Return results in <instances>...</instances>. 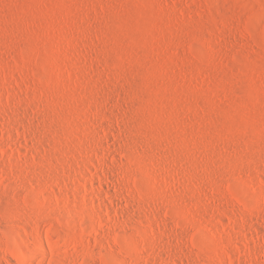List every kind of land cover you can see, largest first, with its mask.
Wrapping results in <instances>:
<instances>
[{"label":"rangeland","instance_id":"obj_1","mask_svg":"<svg viewBox=\"0 0 264 264\" xmlns=\"http://www.w3.org/2000/svg\"><path fill=\"white\" fill-rule=\"evenodd\" d=\"M63 10L64 11L66 10L68 12H63ZM0 38L7 39V41L9 42V45H2V44L0 45V73L2 72L1 73L2 75L0 74V91L2 90L1 92H4L3 94H5L6 92V94L4 95V100L5 98L6 100L4 102H7L9 105L12 106V108L16 107L15 109L16 111L17 108H19V105H21L18 111L19 112H21L20 110L23 111L21 112V114H23L25 119L18 112L19 117H23V119L21 118L22 120H26L27 122H29L27 123L23 121L25 127L22 126L21 129L19 128L20 130L18 129L19 130L18 132H17V128L19 126L17 125L16 122L12 124V127L11 124L10 126L7 125V128H11V130L7 129L4 126V124L3 125L0 124L2 128L5 127L7 129L6 130L4 128L3 130L5 131H3L1 130L0 127V130L6 134V137L4 135L3 136L5 137V139L7 138L8 141V143L7 141H4V144L6 143L5 144L6 147L8 146L6 148L3 145L4 146L3 148L6 149H3L2 146H0V164L2 166V168L1 166L0 168L3 169L4 167V169L6 168L5 170H7V167L9 165L8 170H12L15 168L13 170V173L15 174L16 172L20 174V175L16 174L18 176L15 175V177L17 178L15 177L10 178V176L7 175L3 176V174H1L0 172V191H2L1 194L5 193L4 195H2L1 199L3 200L1 201L5 206L8 205L15 210L16 215L13 217L15 224H19L25 227H29L30 225H32V219L34 217H32V214H30V208L27 205L28 203H30L44 211L45 222H47V224H51L53 228L55 227L57 229L59 228L61 230H65L67 226L66 223L68 224L71 223L72 227L74 225L73 227L74 230H76V232L78 233L81 231L80 228L83 229V227L86 226L84 224V226L81 227L83 225V222L81 223V226L79 223L80 221L78 222L81 214L76 215L75 217L74 216L75 214L68 216V214L65 213L63 210H59L56 213V210L53 207L50 208L49 210L48 207L50 204L47 201H46L47 203L45 202L41 189L40 188L37 189L38 187L34 189L33 187H31L32 186L31 182L27 180L26 176L25 179L23 178L25 175L23 171H25L26 169H30L31 167L32 168L30 170H33V172H35L37 175L40 176V172L38 171L39 169L37 168V165L34 166V163L37 164L36 162L37 159L34 160L31 152H27L23 150L24 149L23 143L20 145V143L18 142H13V140L9 138L10 137L9 133L13 135L16 134L21 135L20 137L21 141L22 139H28L29 137L28 140L30 141L29 133L34 132L35 130V132H37L38 134L42 126L44 128L45 127L47 128L46 129L47 133L49 131L51 133L49 132L48 134H46L45 133L46 131L42 127L43 131L41 130V132L44 133L45 137H43L44 140L39 138L40 140L38 142L41 143L38 144L37 142L36 144L38 146L35 144L37 149H35L34 152L36 153L37 151H41V153L39 152L37 153L39 154V157L45 159L44 161L46 162L45 169H47L46 167H48V170L51 168L49 171H47L48 174L51 171L55 170L53 171V176H56L57 174V178L67 180L70 186H72L71 187L72 190L71 188L69 190V192L71 193L69 194H72L75 192V190L77 191L80 190V188H82L79 186L77 180H76L77 182H75L74 181L75 179L74 178H73L74 180L72 179V176L80 177V179H82L81 172L79 173L74 162L70 161L72 160V157L75 156H76L75 158L79 156L78 157L79 160H81L82 158V156H80V154L78 153L79 145L74 144L73 146L72 145L73 143L70 144L71 141L74 140L73 138H70V135L74 138L77 135H79V129L81 128L82 125L89 130V131L87 130V133H90L93 136V139H90V137L92 138V136H90L89 134V140L87 141V144L89 145L88 149L89 150L90 148L93 149V147L95 149V150L94 149L90 150L91 151L90 153H92L91 155L93 156L92 158H94L93 155L95 154L93 153L94 151L95 152L97 151L95 155L97 154L98 156L104 155L102 158L103 159L105 158L104 160H106L108 164L112 166V168H108V169L106 168L107 169L106 171L109 170L108 173L110 172L109 174H111L112 176L111 179L113 180V182L115 181L114 183L118 184L117 183L118 181L122 183L121 177L123 176L124 172L125 173L128 172V170H126V167H124V162L126 161L124 162L121 161L125 159L127 160V157L125 155L128 156V154L136 155V157L138 156L139 157L138 159L142 160L141 163H143V168L145 166L146 167L148 166V168H146L147 170L148 169L151 170L153 168L154 171H156L154 160H151L153 161L151 162L150 159L148 158L152 157V155H150L151 152L153 153L158 149L154 148L155 147L154 146L153 147L154 150L153 149H149V151L146 150L148 141H146L147 140L146 137H143L145 135H143L142 132L137 133L136 131H132V133L135 132L133 133L134 135H131L132 133L129 134V131L131 132V130L127 126L128 124H126L127 127L124 124L129 123L127 121H130V125L131 124H132L131 126L135 125V127H137L140 131L148 130L156 134L161 133L160 135L162 139L158 140L157 142H159V144L161 143V145L163 144L164 147H166V149L169 148L170 150L176 152L178 151L176 155L174 154V159L176 157V159H178L179 161V164L176 159H175L176 161L174 160L172 162V160H170L172 158L170 157H169L170 159L162 158L163 155H160L158 151L154 152V153H158L157 154L158 158L156 157V154L153 153L155 155V156L153 155L154 159L156 158L163 162V164L161 162V165H165L166 168L170 170L172 169L171 171L172 173L173 170L175 169L173 173L174 175H177L175 173L179 172L181 173L182 176L186 172V166L185 164L180 162V160L182 161L181 158L182 155L188 152L187 155L189 154V156H192L193 159L196 160V163L198 164L199 162L203 163L204 162L203 160H207V159L210 160V164L213 167L212 172H214L215 170L214 173L207 172L205 174L204 170L201 169L199 170V168L198 170H194V171H199V172L203 171L201 175H203L204 177L205 174L206 180L209 181L215 177L214 184L216 189L219 188L218 189L219 191L221 192L226 191V193H228L229 191H233L237 194L239 193V195L245 197L253 204L254 202L257 201V197L259 196L260 191L258 186L253 182V176L260 175L261 178L262 177L264 178V0H0ZM68 58L74 59L78 63V67L80 68V70L77 71L74 70L72 67H70L67 62ZM162 68L163 70H165L164 72ZM3 71L7 73L6 74L7 76L3 74ZM14 75L17 77H15ZM20 76L22 79L20 78ZM3 78L6 79L7 81L9 80L8 83H5L6 81L3 82L4 81ZM37 81L38 82L42 81V84L43 85L45 84V86H51V84L53 83L54 84L60 83V86L62 87L61 88L62 91H60L61 90L60 89L59 93L57 92V94L56 93L54 94L53 90L52 91L50 90L51 89L50 87H49L50 89L49 88L47 89L45 87L46 90H50L47 91L49 94L45 91V89L43 90L44 92L41 90L42 92L40 93V90L38 91L39 88L35 86L37 84ZM80 81L83 83L85 81L84 84L88 82L86 84L88 87L87 90H89V95L90 94L92 95L90 97L93 100L95 99L94 100L96 102L95 108L93 104H92L93 106L91 105L93 108L85 104L84 103L85 101L83 102L81 100L83 99L82 96H80L79 93H77V90L75 91V89H73L74 88L73 86L76 83L77 85H79ZM2 82L5 84H2ZM81 82L80 84L82 85ZM25 83L27 84L25 85ZM6 85L9 89H7ZM30 85L32 86L34 85L35 87L34 86L33 87L36 88V91H34L35 90L34 88H30L29 90L28 87H31ZM8 90H10L11 92ZM8 93H10V95ZM16 93L17 95H14ZM7 94L8 96H6ZM45 94L47 96L51 95L48 96V98L50 99H48ZM11 95H13V99ZM29 95L33 101L31 99H28ZM65 95L66 97H64ZM68 95L69 97H67ZM32 96L37 101L40 100L41 102L38 101L36 103L35 102L36 100L32 98ZM36 96H38L39 99ZM58 96L60 97L61 100H59ZM15 97L17 99V102H15L16 100ZM20 97H22L25 101H23V99L19 100L21 99ZM63 97L65 99L69 98V100H65ZM79 97H81V99ZM57 98H58V102H57ZM71 98L72 100H70ZM27 99L29 101L31 100L30 101L31 103L30 102L28 103ZM53 99L56 100V102ZM45 100L49 101L47 102V105H43L46 102ZM21 101H22L21 104L18 103ZM43 101L44 103H42ZM63 101L65 103L68 102L69 105H72L73 103L74 105H72V107L74 108V111L73 112L71 111L72 109L71 106L70 108L66 106L68 104L61 103L60 105V102ZM79 101L82 102L84 105H81L82 103H80ZM205 101L209 102V105L211 104L210 106L212 107L208 112L207 110L205 111V105H206V103H204ZM32 102H35L38 106H35L36 104L33 103L35 106L34 107L32 105ZM56 103H59V105ZM97 103L99 104V106ZM40 105L41 107H45L43 109H46V107L48 106L49 108H47V110L50 111V113L47 111L45 112H47L48 114L45 113L44 110L40 107ZM75 105L77 107H75ZM191 105H193V107H195L194 109H196L195 111L196 115L194 116L193 114H195V112L194 111L192 112L190 110V108L192 107ZM22 106L23 108L21 109ZM52 106L53 109L51 108ZM59 106L60 107L62 106L65 109H67L66 107H68L70 111L68 109L65 111L64 108L61 107L62 108L61 109ZM82 106H84L85 108L87 107L86 111L83 110L85 109L84 107L81 108ZM167 107L173 110L171 111V109L169 110ZM0 108L2 109L0 110V115L5 113H6L5 115H7L9 111H7L8 108L6 107V105L5 107H0ZM37 108L42 109V110L39 109L41 111L42 116L44 115V113L45 115L47 114L48 116L49 114H51V116H49L51 117V119L48 118L47 115L46 116L44 115L46 119L43 116L44 117V118L42 117L44 120L43 121L41 116H39L41 119V123H40L38 121L39 119H36L38 118L37 115L38 114L40 115V111L37 112L38 110ZM75 108H76V113H78L76 114L78 118H79L78 115H80L79 120L75 118L76 116L74 114ZM34 109L37 110L34 111ZM98 109L100 111H98ZM174 109L176 110L174 111ZM80 110L86 113L87 110L90 111L91 115L93 116H91L89 119H91L92 117L93 118L91 120L86 119L85 113L81 112ZM61 111L65 112L66 115ZM80 112L83 115H81ZM62 113L64 114L63 117L67 118L65 119L68 120L66 121L67 123L64 122L63 117L60 116L63 115ZM197 113L199 114L197 115ZM156 114L157 116H161V117L162 115H164V117L167 118V120L169 119L170 123L168 121H166L165 123V121L163 122L158 118H156L155 120L154 117L156 116ZM150 116H152L154 120ZM5 117H8V115ZM171 117L173 118V120L171 119ZM131 119L133 120V122ZM177 119H179L180 121ZM45 120L49 127H47L45 123H42L45 122ZM62 120L64 123L62 122ZM76 121L78 122L77 123L78 125H75ZM79 122L82 125H80ZM72 123H74V127ZM29 124L32 125V127ZM35 124L37 125V127ZM107 124L108 126H106ZM112 125L113 128H111ZM15 126L17 127L15 128ZM26 127L29 128V131L31 129L32 130L29 132ZM71 127L73 128L71 129ZM85 127H82V129ZM182 127L183 128L185 127L186 131L188 128L192 129V131L188 129V131L192 133L191 135H193L191 139H195L199 137L200 140L198 138L195 141L191 140L187 135L188 132H182L183 131ZM127 128L129 129V131ZM8 130L10 132L7 134ZM65 131L69 135L67 133H64ZM111 131H113V134ZM71 132H73L74 134ZM210 133L215 137L216 134H220L221 135L220 138H216L219 139L220 141L222 140L221 139L222 137L223 139H225L222 140V143L220 142V144L223 145H220L216 141L220 147H224L223 148V151L225 150L224 154H221L222 149L220 150V147L218 148L220 150V151L218 150V153L216 152L217 150H215V153H217L216 156H214L215 153H213L214 152L213 149L215 148L213 149L211 148L212 150L211 149L206 150L205 148H203V145H205V143L206 145L210 144V140H209L210 139L209 136H211ZM223 133H225V135ZM99 134L101 137L99 136ZM24 135H26L27 138L26 137L24 138ZM61 135L62 138L65 137L64 138L65 141L67 140L68 136L70 140L68 139L66 143L65 141H63L64 139L61 138ZM106 135L109 136L107 137ZM117 135L120 137V139ZM126 135L127 137L123 138ZM168 135H170V137L172 135L173 137V138L171 137L172 139L175 138L174 143L176 145H174L173 140L170 139ZM180 135L181 137H179ZM104 136L107 137V139L104 138ZM135 136L137 137V139L135 138ZM164 136L168 137V139ZM183 136L187 138L185 139ZM214 136H211V144L217 145V143L213 142L212 140V137ZM131 137L133 139V142L135 139V142L137 141L140 143L141 140V143L135 144V142L134 143L131 142L132 140ZM138 137H142V138H138ZM94 138L100 139L101 142L97 143L96 142L97 140ZM109 138L114 140H111ZM128 138L130 139V141ZM177 138H179V140L183 138V140L185 141L183 142L180 140L182 142L181 143L179 142V140L177 141ZM238 138L241 140H238ZM246 138L248 141L251 140L253 144L250 141L249 142L252 144L250 146L248 144L249 142L245 143L246 141L244 139ZM115 139L120 141L121 144H123L124 146L121 145L120 142L116 141ZM143 139L144 140L146 139L145 140L146 142H144ZM187 139H189V141ZM242 139L244 140V142ZM102 140H104L105 142H103ZM186 140L187 142H190L188 143L189 145L192 144L191 146L187 144V146H189L190 148L192 147L191 150L188 147L186 148L185 146ZM110 141L113 147L109 145ZM142 141L144 142V144L146 143V145H144ZM201 141L203 142L202 145H201ZM224 141H228V142L226 143ZM155 142L156 141H153V145L156 144ZM106 143L110 147L105 146ZM114 143L115 145H113ZM129 143H132L133 145L132 148L131 145H125ZM179 143L180 144L184 143V145H180ZM65 144L68 147L70 144L71 146V148L69 147L70 153H68L69 148L67 147L68 148L67 149L65 147ZM100 144L104 145L106 149H101ZM141 144H143V146ZM171 144L174 146L170 148V146H172ZM225 144L227 146H225ZM62 145L65 148L61 147ZM94 145H98L99 147L97 146V148L99 150ZM119 145L121 146V148ZM137 145H139V147L141 145L142 147L138 148L137 150L138 147ZM179 145L180 147L183 146L181 147L183 152H181V148L179 147ZM76 147L77 149H73ZM184 147L186 149H183ZM60 148L64 149V151L62 150V152L65 155L60 151ZM108 148L111 150L112 153L114 151L113 154L116 153L115 155L116 157L120 156L121 159L117 157L116 161L113 162L112 160L115 159L112 158V155L109 152ZM123 148L125 149V151ZM143 148L146 149L143 150ZM172 148H174L175 150ZM200 148H202V150L205 149L204 152H201ZM20 150L21 152H19ZM150 150L152 151L150 152ZM65 151H67L66 152L67 154L65 153ZM107 151L109 153H107ZM121 151H123L124 153ZM189 151H191L192 153L191 152L189 153ZM205 151L207 152L205 153ZM5 152L7 153V155ZM43 152L46 154H44ZM143 152L145 155H143ZM180 152L182 154H180V160H179V157L177 155ZM210 152L212 153V155ZM232 152L234 153L233 154L234 157L237 155L236 157L239 158L241 157L242 159L249 161L250 169L249 168L245 169V171L243 170L242 174L241 173L238 174V173L230 172L229 170L222 168V166L218 165L217 156H219V153L221 155H224V156L220 155L219 159L224 157L225 160L227 159L228 161H231L233 156L231 155ZM2 153L4 156H2ZM121 153H123L124 155ZM146 153H148V155H150L151 157L148 156ZM68 154L70 155V158L67 157L69 156ZM207 154H210L209 155L210 159L206 157L208 156ZM8 155L11 156L12 159ZM63 156H65L66 158ZM121 156L123 157L125 156L126 158L124 157L125 158L124 159ZM227 156L231 158H228ZM1 157H5L6 160L5 159L2 160ZM56 157L57 158L61 157V158L58 161ZM212 157L214 158L213 164L211 162L213 161ZM96 158L97 157L95 156V159ZM108 158L109 160H107ZM95 159H93V161L96 163L97 160L95 161ZM162 159H164L165 162ZM9 160L11 161V165L9 164L10 162ZM3 161L5 163H3ZM24 161L26 162L28 161V163ZM81 161L80 163L82 165ZM109 161L113 163L110 162L111 163L110 164ZM117 161L123 163H118ZM60 163H62L61 164L62 167L60 166ZM115 163L118 164V168H114L115 166L117 167V164L115 165ZM65 164L67 165V167L65 166ZM12 165L13 168H11ZM26 166L27 167L31 166V167L27 168ZM90 167L91 169L94 168L91 165ZM139 167H138L139 172L138 171L135 172L137 167L135 168V170L133 169L132 172L129 170L128 174L129 176H131L130 177L131 180L143 184L144 186H147L150 189L151 187L153 189L156 186L157 187L159 186V188L162 187V185L161 186L157 185V183L159 184V181H155L156 178H160L158 177L159 176L158 173L154 172L155 174H153L152 172L153 169H152L149 172L150 175H148L149 170L145 172L144 170L143 171L141 170L143 169L142 166ZM57 168L60 171L63 172L66 171V172L62 173L58 171ZM113 168L115 170H113ZM183 168H185V170ZM113 171L114 172L116 171V175L117 174L119 175L116 176ZM51 173L49 176L52 175ZM69 173L70 175L71 174L72 175L71 176L68 175ZM209 173L213 174V176L212 175L208 176L210 175ZM65 174L66 176H64ZM89 174L91 173L87 171V175H88L87 177L91 179L92 174L91 175ZM156 174L157 176H155ZM5 176H7V178H5ZM21 176L23 177L21 178ZM152 176H154V178ZM179 176L180 174L178 175V177ZM207 176L209 177L208 179ZM69 177L72 180H70ZM132 178H134L135 180ZM161 178L162 180L163 178L165 179V177L163 176H161ZM161 178H160V183L162 181ZM181 178L183 179L179 178V181L182 183L183 188L181 187L182 186L181 183L179 181L176 182L177 180L175 181L174 179H173L174 182L172 179L167 180L168 181L166 182L168 183L167 188H165V186L163 185L162 188L164 189L166 194L168 193L169 195V192L166 190L169 189L168 185H170L173 182V184L170 185L171 186L170 190L173 189L172 193L169 190L170 191L169 196L171 197L169 198V196L167 195L168 196L167 199L172 200V197L182 196V195L177 196V194H181L180 191L182 192V190H185L183 191L182 194L184 196H186L185 194L187 195L191 194L189 195V198L190 199L192 198L191 199L192 202H198V200L196 201L195 199L196 197L195 195L199 196V198L202 196L201 197L202 200H204V202H206L207 204L210 203L209 205L211 206L220 207L223 204V206L225 207L227 206V204H229V207L227 206L228 207L227 210L230 211L233 210L235 211L234 213L237 212L236 213L237 216L238 214H240L239 212L241 206L233 198H232L233 200L229 199L228 202H225L224 200L226 204H224L222 200H221L222 202L220 200L216 201L217 197L214 198L212 196L213 195L212 192L209 189H207V187L193 186L192 181L191 182L189 181L190 179L185 180V174ZM90 179H86V180L89 181ZM111 179L110 181L112 182ZM104 181L109 184V181L108 182L107 180ZM164 181L165 180H163L161 184H163ZM188 181L190 182L191 185V187L189 188H188L189 186ZM52 182H53V184L51 183L52 188L54 190L55 187L58 189L57 185H54L56 184L54 180H52ZM71 182L74 186L71 184ZM175 182L177 184H174ZM149 184L150 186H148ZM23 185H25L26 187L25 186L23 187ZM109 185L112 186L111 183ZM185 186L186 188H184ZM1 187L4 188H2L1 190ZM121 188H123L122 185ZM123 189L124 190L121 191L123 193L126 192V189L125 188ZM51 190L52 189L48 190L49 192L47 191L46 194L47 198L50 199L52 196H54L52 198L53 200H55L56 190L55 191L54 190L51 191ZM177 190L178 191L180 190L179 193ZM175 191L177 193H175ZM50 192L53 193L50 194ZM37 193L40 194L38 195ZM124 194L127 195L126 193ZM173 194L176 195L174 196ZM48 195L51 196L49 197ZM193 195L195 197H193ZM71 197L73 198V195ZM189 198L186 196L187 200ZM199 198L197 197V199ZM230 200L231 203H229ZM146 205L143 204L141 206V209L139 208L141 210L139 211L140 214L142 213V215L145 216L147 215L146 213H151L153 211L154 214L157 216V218H155L157 219L156 221H154L153 219L154 223L157 224L159 222L158 224L166 229V230L165 229L162 230L164 232L165 231L168 233L170 232L172 237L170 236V233L169 234L168 233L166 234V232L164 233L161 230L162 227H158L159 226L158 224L155 225L151 221L152 224L155 225L154 227L156 229L158 227L162 233L166 234V236L168 235L170 238H172V240L174 239L177 242L180 241L181 242V243L179 242V245L181 244L180 246L183 247V245L187 244V246L185 245L184 247L186 248L189 246V248L191 249L190 250L189 248H186L188 250L186 252H188V255H191L193 256V258L194 257L196 258V259L194 258V261L192 262L194 263L195 260L199 258V256L197 255L198 246L197 245L195 246L194 245L195 243H192L190 239L192 229H190V227L188 228L183 226L184 227L183 228L181 226L183 228L182 230L181 227H179V225H177L175 222H172V218H170L169 216L165 217L166 215L161 214V212L159 213L158 216L159 211L156 209L155 206H153L154 209L153 210L151 205H150L151 208L148 207L149 204L147 205V207ZM143 206L144 208H142ZM149 208L152 210L151 212L147 211V209L149 210ZM168 208L172 209L171 205L168 204ZM142 209L143 210L146 209V211H143ZM199 212L200 210L198 211V213ZM160 218H161V223H160ZM258 219L261 218L259 217ZM162 220L163 222L165 221L164 224ZM180 220L181 219H179V221ZM225 220H228L230 223H232V220L230 218L228 219V217L225 218ZM261 220H260L261 223L258 222L259 220L257 222L259 226L263 224V226L262 225L261 226L264 227V222ZM168 222L171 223L172 225L168 224ZM174 223L175 225H173ZM1 224L5 229L8 227L4 221L1 222ZM161 224H163L164 226ZM139 225L141 226L140 231L143 230L144 232L145 230V234L148 233L147 234L148 236L152 235L151 233L155 231V228H153V231H151L149 229L150 228L149 225L146 226L147 224H139ZM142 225L144 226L142 227ZM205 225L203 224L201 225V227L200 226L198 227L199 233L201 234H199L200 235L199 239H197V242L201 243L205 247L217 248V237L219 236V234H222V236H230L228 235L230 232L227 231L228 229L227 227L226 228L222 227L224 229L223 231L222 228H220L221 226L219 227L221 230L218 228L217 229L218 231L217 230L211 231L210 229H208L207 225L206 226ZM247 225L249 228H251L250 231L252 232V234L254 233L253 234L254 236H249L250 238H248V235H246L247 236L246 238V236L242 235L240 239L241 242L238 244V246H240L241 243H243L241 245V246L244 245L243 248L241 247L240 248L243 249V252L245 253H243L242 250L239 249L235 244V242H233L232 240H231L232 242L230 241L228 242L230 244V245L228 244V246L229 248L231 247L230 249H232V247L236 248L235 249L236 252L237 250L239 252L241 251V254L239 255L240 256L242 255L241 256L242 258H244L243 255L248 256L251 253L249 257H247L248 260L245 259L246 256L243 259V260H247L246 262L248 264H252L254 262H255L254 264L256 263L264 264L262 263V261L264 262V240H263L264 235L260 232H259L260 235H258L257 234L258 231L255 229L254 226H252L253 224H247ZM98 228H99L98 231H101V228L100 227ZM120 228L121 227L117 229L120 235H125V234L130 235L133 232L130 228L127 227H123L121 228V231H119ZM124 228L127 229L125 230ZM185 228L186 229L188 228L189 230H186ZM174 231L176 233L178 231V236L180 237V240L178 238H176L177 240L175 239L177 234ZM181 231L186 232V233L184 232L185 240L184 237L182 236L183 243L181 241L182 239L180 234L181 233L184 234V233ZM2 232L3 231H0V236L1 238L4 239L5 236L7 237L6 235L7 233L6 232L2 233ZM187 232L189 234H187ZM214 233H216L218 236ZM90 237H91L90 242H88L85 239L82 240L78 238L79 243L83 244L82 242H86L87 243L86 246L88 245L91 246L90 244L93 242L92 243V247H93L94 241L92 240L93 239L92 236L89 235V238ZM253 237L254 239L256 238L255 239L256 242L254 239H252ZM258 237H262V239ZM170 238L167 240L165 238V240L168 241L170 240ZM172 240H170V242ZM174 240L172 242H174ZM185 241H187V243H185ZM177 242L176 244H178ZM86 243H84V245ZM165 244L162 245V247L172 246L170 244L167 245ZM249 244L256 247L255 248L251 247V245L249 246ZM185 248H182V250H184ZM252 248H254V251ZM113 254L114 252L112 253L113 260H116L117 258L119 259L117 253H115L114 255ZM222 254H224L225 256L224 259L227 258V260L225 259V263L228 262L227 264H229V260L232 259L233 261H231L230 264H240V261L235 260L234 258H230L231 256L229 255L228 257L227 252ZM114 257L117 258L114 259ZM204 257L205 256L201 257V259L202 261L204 259V262H206L207 264H217L216 261L211 259V257L209 256H206L207 258ZM250 257L251 259L253 258L252 260L254 262L250 259ZM255 257L256 260H259L261 262L255 261ZM243 260L241 261V264H245L242 263Z\"/></svg>","mask_w":264,"mask_h":264},{"label":"bare ground","instance_id":"obj_2","mask_svg":"<svg viewBox=\"0 0 264 264\" xmlns=\"http://www.w3.org/2000/svg\"><path fill=\"white\" fill-rule=\"evenodd\" d=\"M63 12H68V11H64L63 10ZM9 45V42L7 41V39H4V38H0V45ZM67 62H68V64H69V66L70 67H72L74 70H80V68L78 67V63L74 60V59H71V58H68L67 59ZM9 69V68H8ZM162 70H163V68H162ZM161 70V71H162ZM11 71V70H10ZM165 70H163V72H164ZM2 73V72H1ZM0 73V74H1ZM3 74L5 75V76H7L6 74V72L5 71H3ZM9 74V73H8ZM12 74V73H11ZM2 75V74H1ZM15 76V75H14ZM3 77V76H2ZM15 77H17V76H15ZM23 77V76H22ZM6 78V77H5ZM14 78V77H13ZM18 78H19V76H18ZM18 78H17V81H18ZM20 78H21V76H20ZM4 79V78H3ZM16 79V78H15ZM22 79V78H21ZM36 80V79H35ZM85 80V79H84ZM6 81V82H5ZM9 81V80H8ZM8 81L6 80V79H4V81L3 82H5V83H8ZM19 81H20V79H19ZM38 81H40V80H38ZM37 81V84L35 85L37 88H39L38 89V91L40 90V93L45 89V87L48 89L49 87L51 88H49L51 91L53 90V92H54V94L56 93L57 94V92L59 93V90L62 88L61 86H60V83H53V84H51V86H45V84L43 85L42 84V81L41 82H38ZM81 81H83V80H81ZM80 81V82H81ZM2 82V84H5V83H3ZM35 82V81H34ZM80 82H79V85H77V83L73 86L74 88L73 89H75V91L77 90V93H79V95L80 96H82V98L83 99H81V97H79L85 104H87V105H89L90 107H92L93 105H94V108H95V104H96V102L90 97V96H92L91 94L89 95V90H87L88 89V87H87V83L86 84H84L85 83V81H84V83L83 82H81L82 83V85L80 84ZM17 84H18V82H17ZM20 84V83H19ZM21 84H22V81H21ZM27 83H25V85H26ZM33 84H35V83H33ZM9 86H10V83H9ZM31 87H28L29 88V90H30V88H34L32 85H30ZM3 87H4V85H3ZM6 87H7V85H6ZM26 87V86H25ZM64 87V86H63ZM7 89H9L8 87H7ZM12 89V88H11ZM35 90L34 91H36V88H34ZM27 90V89H26ZM42 90V91H41ZM50 90H46L45 89V91L47 92V91H50ZM2 91V90H1ZM0 91V107H5V105H6V107L8 108L7 109V111H9L8 113H7V115H8V117H5V116H7V115H5V114H2V115H5V116H2V115H0V124H4V126L7 128V125H9L10 126V124H11V127H12V124L14 123V122H16L17 123V125L19 126L18 128H17V132L22 128V126H24L25 127V125H24V122L23 121H25V122H27L26 120H22L23 119V114H21V112H23L22 110H20L21 112H19L18 111V109L20 108V106L21 105H19V108H17V111L15 110L16 109V107H14V108H12V106L11 105H9L7 102H4L5 100H6V98H5V100H4V95L6 94V92H5V94H3L4 92H1ZM8 91H10V90H8ZM7 91V92H8ZM60 91H62V89L60 90ZM11 92V91H10ZM27 92H29V91H27ZM31 92V91H30ZM32 92H33V89H32ZM44 92V91H43ZM48 93V92H47ZM9 95H10V93H8ZM8 94L6 95V96H8ZM30 94V93H29ZM32 94H34V93H32ZM44 94V93H43ZM42 94V95H43ZM49 94V93H48ZM14 95H17V93L16 94H14ZM46 95V94H45ZM44 96V95H43ZM47 96V95H46ZM48 96H51V95H48ZM48 96H47V98H48ZM60 96V95H59ZM58 96V97H59ZM10 97V96H9ZM9 97H7V98H9ZM11 97H12V99H13V95H11ZM10 97V98H11ZM37 98H38V96H36ZM53 97V96H52ZM51 97V98H52ZM55 97V96H54ZM56 97H57V95H56ZM64 97H66V95L64 96ZM63 97V98H64ZM67 97H69V95L67 96ZM21 99H19V100H22L23 98L22 97H20ZM32 98H34L33 96H32ZM15 99H16V97H15ZM28 99H31V97H30V95H29V97H28ZM27 99V100H28ZM35 99V98H34ZM39 99V98H38ZM40 99H41V97H40ZM43 99V98H42ZM44 99H45V97H44ZM43 99V100H44ZM48 99H50V98H48ZM65 99V98H64ZM63 99V100H64ZM18 100V101H19ZM32 100V99H31ZM30 100V101H31ZM36 100V99H35ZM54 100V99H53ZM59 100H61L60 99V97H59ZM65 100H69V98L68 99H65ZM64 100V101H65ZM70 100H72V98L70 99ZM80 100V101H81ZM14 101V100H13ZM23 101H25L24 99H23ZM29 100H28V103L30 102ZM33 101V100H32ZM38 101H40V100H38ZM37 100L35 101L36 103L38 102ZM46 101V100H45ZM52 101V100H51ZM55 102H56V100H54ZM60 102V105H61V103H64V104H68V102L67 103H65V102ZM79 101V102H80ZM189 101V100H188ZM191 101H192V99H191ZM190 101V102H191ZM9 102V101H8ZM15 102H17V99L15 100ZM35 102H32V105L34 106V104L33 103H35ZM41 102V101H40ZM39 102V103H40ZM47 102H49L48 100L45 102V104H43V105H47ZM55 102H54V104H55ZM57 102H58V98H57ZM18 103H22V101L21 102H18ZM31 103V102H30ZM35 103V104H36ZM42 103H44V101L42 102ZM41 103V104H42ZM71 103H72V101H71ZM70 103V104H71ZM80 103H82V102H80ZM80 103H79V105H80ZM173 103V102H172ZM204 103H206V105H205V111L207 110V112L212 108L210 105H209V102H207V101H205ZM211 103V102H210ZM24 104V103H23ZM22 104V105H23ZM56 104H58L59 105V103H56ZM77 104V103H76ZM93 104V105H92ZM98 104V103H97ZM191 104V103H190ZM193 104H195V103H193ZM29 105H31V104H29ZM50 105H51V103H50ZM72 105H74L73 103H72ZM72 105H66V106H68L69 108H70V106L72 107ZM78 105V106H79ZM81 105H84L83 103L81 104ZM92 105V106H91ZM147 105H148V103H147ZM146 105V106H147ZM169 105V104H168ZM188 105V104H187ZM10 106H11V108H10ZM24 106V105H23ZM23 106L21 107V109L23 108ZM35 106H38L37 104L35 105ZM34 106V107H35ZM98 106H99V104H98ZM97 106V107H98ZM144 106V105H143ZM170 106V105H169ZM168 106V107H169ZM175 106V105H174ZM192 107L190 108V110L193 112H195L196 111V109H194L195 107H193V105H191ZM197 106H198V104H197ZM203 106V105H202ZM40 107H41V105H40ZM60 107V106H59ZM62 107V106H61ZM60 107V108H61ZM68 107H66L67 109H68ZM75 107H77L76 105H75ZM80 107V106H79ZM84 106H82L81 108H83ZM96 107V108H97ZM114 107V106H113ZM113 107H111V108H113ZM167 107V108H168ZM173 107V106H172ZM176 107H178V106H176ZM200 107V106H199ZM33 108V107H32ZM42 109L43 108H45V107H41ZM41 108H39V109H41ZM47 108H49L48 106L46 107V109H43L44 110V112L45 111H47V112H49L50 113V111H48L47 110ZM52 109H53V106L51 107ZM62 108H64V107H62ZM61 108V109H62ZM81 108H79V109H81ZM85 108V107H84ZM93 108V107H92ZM180 108V107H179ZM25 109V108H24ZM23 109V110H24ZM38 109V108H37ZM37 109H34V111H36ZM37 110V112L38 111H40V110ZM41 109V110H42ZM65 109V108H64ZM63 109V110H64ZM67 109H65V111L67 110ZM73 109V110H72ZM72 109H71V111L73 112L74 111V108L72 107ZM86 109H87V107L85 108V109H83L84 111H86ZM148 109V108H147ZM169 109V108H168ZM171 109V108H170ZM169 109V110H170ZM188 109V108H187ZM186 109V110H187ZM201 109V108H200ZM0 110H2L1 108H0ZM26 110V109H25ZM33 110V109H32ZM69 110V109H68ZM77 110H78V108H77ZM88 110H90V109H88ZM87 110V113L86 112H84V111H81V112H83V113H85V118L86 119H88V120H91V119H89L91 116H93V115H91V113H90V111H88ZM173 109H171V111H172ZM176 109H174V111H175ZM178 110V109H177ZM70 111V110H69ZM98 111H100L99 109H98ZM188 111V110H187ZM190 111V112H191ZM200 111V110H199ZM2 112H4V111H2ZM18 112H19V114H21L23 117H19V114H18ZM47 112H45V113H47ZM61 112H63V111H61ZM68 112V111H67ZM71 112V113H72ZM77 112H79V111H77ZM80 112V113H81ZM191 112V113H192ZM198 112V111H197ZM45 113H44V115H45ZM64 114H65V112H63ZM62 113V114H63ZM99 113V112H98ZM43 114V113H42ZM48 114V113H47ZM46 114V115H47ZM64 114L63 115H60V116H64ZM67 114H69V113H67ZM74 114L76 115V114H78V113H76V108H75V112H74ZM102 114V113H101ZM105 114V113H104ZM153 114V113H152ZM180 114V113H179ZM193 114V113H192ZM199 113H197V115H198ZM43 115V116H44ZM45 115V116H46ZM66 115V114H65ZM71 115V114H70ZM81 115H83L82 113H81ZM194 115H196V112H195V114H193V116ZM39 116H41V118L43 117L42 115H41V111H40V115L38 114L37 115V117L38 118H36V119H39L38 121L41 123V119H40V117ZM44 116V117H45ZM48 116V115H47ZM49 116H51V114H49ZM48 116V118H50L51 119V117H49ZM79 116V118H80V115H78ZM43 117V118H44ZM69 117V116H68ZM82 117V116H81ZM84 117V116H83ZM117 117V116H116ZM120 117V116H119ZM150 117H152V116H150ZM181 117V116H180ZM22 118V119H21ZM43 118H42V120H43ZM72 118H73V116H72ZM75 118H77V120H79V118L77 117V115L75 116ZM118 118V117H117ZM155 118V120H156V118H158L159 120H162L163 122L165 121V123H166V121H168L169 122V119L167 120V118H165L164 117V115H162V117L161 116H157V114H156V116L154 117ZM170 118V117H169ZM182 118V117H181ZM24 119H25V117H24ZM45 119H46V117H45ZM49 119V120H50ZM63 119H64V122H66V121H68V120H65V119H67V118H65V117H63ZM70 119V118H69ZM82 119V118H81ZM120 119V118H119ZM152 119H153V117H152ZM171 119L173 120V118L171 117ZM128 120V119H127ZM132 120V119H131ZM151 120V119H150ZM154 120V119H153ZM175 120V119H174ZM177 120H179V119H177ZM37 121V122H38ZM44 121V120H43ZM70 121V120H69ZM171 121V120H170ZM180 121V120H179ZM48 122V121H47ZM62 122H63V120H62ZM63 122V123H64ZM74 122V121H73ZM125 122H126V120H125ZM127 122H129V123H125L124 124V121H123V124L126 126V124H128L127 126L130 128V130H131V132L129 131V129H128V131H129V134L130 133H132V131H136L137 133L138 132H142V134L143 135H145V136H143V137H146V141H148L147 142V151H149V149H153V147L154 148H156V149H158V150H156V151H158V153L160 154V155H163L162 156V158H172V159H170V160H172V162L176 159V157H175V159H174V154L176 155L177 154V152L176 151H173V150H170L169 148L168 149H166V147H164V145L162 144L161 145V143L159 144V142H157L158 140H161L162 138H161V133L160 134H156V133H152V131L150 132V131H148V130H145V131H140L137 127H135V125L134 126H131L130 125V121H127ZM132 122H133V120H132ZM150 122H152V121H150ZM167 122V123H168ZM178 122V121H177ZM5 123H6V125H5ZM15 123V124H16ZM27 123H29V122H27ZM36 123V122H35ZM39 123V124H40ZM42 123H45L46 125H47V123H46V120H45V122H42ZM67 123V122H66ZM70 123V122H69ZM78 122L76 121L75 122V125H78L77 124ZM162 123V122H161ZM170 123V122H169ZM179 123V122H178ZM37 124V123H36ZM35 124V125H36ZM44 124V125H45ZM73 124V127H74V123H72ZM79 124L80 125H82L80 122H79ZM111 124V123H110ZM134 124V123H133ZM152 124V123H151ZM172 124H174V123H172ZM30 125V124H29ZM42 125V124H41ZM45 125V126H46ZM121 125V124H120ZM150 125V124H149ZM153 125V124H152ZM151 125V126H152ZM183 125V124H182ZM28 126V125H27ZM31 127H32V125H30ZM33 126H34V124H33ZM39 126V125H38ZM106 126H108V124L106 125ZM105 126V127H106ZM123 126V125H122ZM124 126V127H125ZM126 126V127H127ZM166 126H167V124H166ZM169 126V125H168ZM176 126H179V125H176ZM1 127V126H0ZM4 127V128H5ZM17 126H15V128H16ZM36 127H37V125H36ZM41 127V126H40ZM39 127V128H40ZM43 127V126H42ZM42 127H41V130H42ZM47 127H49L48 125H47ZM73 127H71V129L73 128ZM76 127V126H75ZM80 127V126H79ZM82 127H85V126H81V128L79 129V135H75L76 137L74 138V137H72L71 135H70V138H73L74 140H72L71 141V143L70 144H72L73 146H74V144H77V145H79V149H78V153L80 154V156H82V158H81V160H79L78 159V157L77 158H75V157H72V160H70V161H73L74 162V164H75V166L77 167V170L79 171V173L81 172V175H82V179H80V177H73L72 176V179L75 181V182H77L78 181V184H79V186L80 187H82V188H80V190H75V192L74 193H72V194H69V193H71V192H69V190H70V188L72 187V186H70V184L67 182V180H65V179H59V178H57V174H56V176H53V171H55V170H53V171H51L50 173L52 174L51 176H49L50 175V173L48 174V172L47 171H49L48 170V167H46L47 169H45V163L46 162H44L45 161V159H43L42 157H39V154L37 153V152H39V153H41V151H37L36 153L34 152V150L35 149H37V147H36V143L40 140V139H43L44 140V138L43 137H45L44 136V133H42L41 132V130H39L40 132V134L38 133L37 134V132H35V130H34V132H31V133H29L30 134V141L28 140L29 139V137H28V139H22V141H21V135H19V134H16V135H13V134H10L9 132V130H8V132H7V134L9 133V138H11L12 140H13V142H18V143H20V145L23 143V145H24V149L23 150H25V151H27V152H31V154H32V157L34 158V160L35 159H37L36 160V162H37V164H35L34 163V166L35 165H37V168L39 169L38 171L40 172V176L39 175H37L35 172H33V170H30L32 167V165L31 166H29V167H31L30 169H26L25 171H23L24 172V177L23 176H21V178L23 177L24 179H25V176H26V178H27V180L28 181H30L31 182V187H33L34 189L35 188H37V189H41V191H42V195H43V197H44V200H45V202L47 201L50 205H49V207H48V209L50 210V208H54L55 210H56V213L59 211V210H63L65 213H67L68 214V216L69 215H74L75 217H76V215H80V219L78 220V222L80 223V226H81V223L83 222V225L81 226V227H83L84 226V224L86 225L85 227H83V229L82 228H80V232H76V230H74V225H73V227H72V225H71V223H66V229L65 230H61V229H57V228H53L52 226H51V224H47V222H45V219H44V211L42 210V209H39L38 207H36V206H34L33 204H30V203H28L27 205H28V207L30 208V214H32V217H34L33 219H32V225H30L29 227H25V226H21V225H19V224H15V222H14V216L16 215L15 213V210L14 209H12L10 206H5L4 204H3V202L1 201V200H3V199H1V197H2V195H4V194H1V192L2 191H0V231H3L2 233H4V232H6L5 234L7 235V237L5 236V238L3 239V238H1V236H0V264H207L206 262H204V259H203V261H202V259H201V257H203V256H209V257H211V259L212 260H214V261H216V263L217 264H227V263H225V259L227 260V258H225L224 259V254H222V253H226L227 252V256L229 255V256H231L230 258H234L235 260H238V261H240V264H241V261L245 258V256L243 255V257L244 258H242L239 254H241V251L239 252L238 250H237V252L235 251V249L236 248H233L232 247V249H230L229 248V246H228V242L230 241V242H235V244L237 245V247L239 248V249H241V248H243V246H241L243 243H241V245L240 246H238V244L241 242L240 241V239H241V237H242V235H244V236H246V235H248V238H250L249 236H254L253 234H252V232L250 231V229L251 228H249L248 227V225L247 224H253L252 226H254L255 227V229L258 231V235H260L259 234V232L260 233H262L263 235H264V227H262L263 226V224H261L260 226H259V224H258V222H260V220L261 221H263L264 222V178L262 177H260V175L258 176V175H254L253 176V182H254V184H256L257 186H258V188H259V191H260V194H259V196L257 197V201L256 202H254V204L253 203H251L249 200H247L245 197H243V196H241V195H239V193L237 194V193H235V192H233V191H229L228 193H226V191L225 192H221V191H219L218 189H216L215 188V184H214V178L212 179V180H206V178H205V174L207 173V172H212L213 171V167H212V165L210 164V160H203L204 162L203 163H200L199 161V164L198 163H196V160H194L193 159V157L192 156H189V154L187 155V153H185V150H184V155H182V161L180 160V154H182L181 152H183V150H182V148L181 147H183V146H181L180 147V145H184V143L183 144H180L179 145V147L181 148V152L177 155L178 157H179V160H180V162H182L183 164H185V166H186V172L184 173L185 174V180H188V179H190L189 181L191 182L192 181V184H193V186H196V187H207V189H209L211 192H212V196L214 197V198H216V201L218 200H222L223 201V203L224 204H226L225 202H228L229 201V199H231V200H235L236 202H238L239 203V205L241 206V209H240V214H238V216L236 215V213H234L235 211H230V210H227V208L229 207V204H227V206H223V204H222V206H218V207H216V206H211V205H209V204H207L206 202H204V200H202V196L199 198V196H197V195H193V197H195V199H196V201L198 200V202H192L191 201V199L189 198V195H191V194H189V195H187V194H185L189 199L187 200L186 199V196H184L182 193H183V191H185V190H182V192L180 191L181 190V188H180V193L181 194H177V196L178 195H182V196H178V197H172V200H169V199H167V197L170 195V191H171V193H172V190L173 189H171L170 190V185L171 184H173V182H174V180L176 181V182H178L179 181V178L180 179H183V178H181V177H183V175L181 176V173H179L178 171V173H175V174H177V175H174L173 173H174V170H173V173L171 172L172 171V169L170 170V169H168V168H166V166L165 165H161V160H159V159H154V157H153V155L154 154H156V157L158 158V156H157V154L158 153H154V152H156V151H154L153 153L151 152L152 150H150V155H152V157L150 156V155H148V153H146L148 156H150L151 158H148V159H150V161L151 160H154V164H155V167H156V171H154V169L152 170V172H153V174H155L154 172H156V173H158V177H160L161 178V176H163V177H165V179L163 178V180H165L164 181V183L163 184H161L162 182H163V180H162V178H161V183H160V178H156V180L155 181H159V184L157 183V185H162V187H163V185L165 186V188H167V184L168 183H166V182H168L167 180L168 179H174L173 180V182L170 184V182H169V184L170 185H168L169 187V189H167L166 191H168L169 192V195H168V193L166 194V192L164 191V189L162 188V187H160L159 188V186L157 187H154L153 189H152V187H151V189L150 188H148L147 186H144L143 184H140V183H137V182H134L133 180H131V176H129V174H128V172H129V170L132 172V170L134 169L135 170V168L137 167V169L135 170V172H137L139 169H140V167L139 166H142V168H143V163H141V161L142 160H139L138 158V156L136 157V155H129L128 154V156L127 155H125L126 157H127V160L123 157V156H121V157H123L125 160H121V161H126V162H124V167H126V170H128V172L127 173H125L124 172V174H123V176L121 177V180H122V183L121 182H117L118 184H116V183H114L113 182V180L111 179V174H109L108 173V171H106L108 168H112V166L111 165H109L108 164V162L106 161V160H104L102 157L104 156V155H102V156H98V154L97 155H95L96 154V152L94 151L93 153H95V154H93L94 155V158H92L93 156L91 155L92 153H90L91 151V149L92 148H90V150L88 149V147H89V145L87 144V141L89 140V134L90 133H87V130L88 129H86V127L85 128H83V129H85V130H83L82 129ZM111 127V126H110ZM109 127V128H110ZM123 127V128H124ZM180 127H181V125H180ZM179 127V128H180ZM4 128H2L1 127V130H3ZM5 128V129H6ZM20 128V129H19ZM27 128V127H26ZM26 128H24V129H26ZM44 128V127H43ZM111 128H113V125H112V127ZM183 128V127H182ZM7 129H10L11 130V128H7ZM6 129V130H7ZM19 129V130H18ZM28 129V131H29V128H27ZM46 127L44 128V130L46 131ZM76 129V128H75ZM81 129H82V131H81ZM148 129V128H147ZM185 129V130H184ZM189 130H191L192 131V129H190V128H188ZM188 129H187V131H186V128L184 127L182 130V132H188V136H189V138L191 139L192 138V136L193 135H191L192 133L190 132V131H188ZM0 130V146H2V148L5 146L6 147V143L4 144V141H7V138L5 139V137H6V134L3 132V131H5V130H3V131H1ZM32 130V129H31ZM30 130V131H31ZM74 130V129H73ZM78 130V129H77ZM76 130V131H77ZM108 130V129H107ZM112 130V129H111ZM114 130V129H113ZM121 130H123V129H121ZM126 130V129H125ZM177 130V129H176ZM27 131V132H28ZM29 131V132H30ZM43 131V130H42ZM48 131H49V129H48ZM71 131V130H70ZM70 131H69V133H70ZM76 131H74V132H76ZM89 131V130H88ZM110 131V130H109ZM128 131H126V132H128ZM202 131V130H201ZM50 132V131H49ZM48 132V133H49ZM78 132V131H77ZM112 132V134H113V131H111ZM121 132H124V131H121ZM169 132V131H168ZM179 132H181V131H179ZM189 132H190V135H189ZM4 133V134H3ZM46 134H48L47 133V131L45 132ZM51 133V132H50ZM64 133H67L66 131L64 132ZM71 133H73V132H71ZM133 133H135V132H133ZM131 134V135H134V134ZM166 133H167V131H166ZM200 133V132H199ZM68 134V133H67ZM74 134V133H73ZM98 134V133H97ZM119 134H120V132H119ZM128 134V133H127ZM140 134V133H139ZM138 134V135H139ZM156 134V135H155ZM163 134V133H162ZM165 134V133H164ZM201 134H202V132H201ZM211 134V133H210ZM224 135H225V133H223ZM5 137H4V136ZM26 135H27V133H26ZM26 135H24V138L26 137L27 138V136ZM69 135V134H68ZM121 135H123V134H121ZM131 135H128V136H131ZM159 135H160V137H159ZM196 135V134H195ZM23 136V135H22ZM41 136H42V138H41ZM46 136H48V135H46ZM50 136V135H49ZM64 136H65V134H64ZM74 136V135H73ZM90 136H92L91 134H90ZM99 136H100V134H99ZM98 136V137H99ZM103 136V135H102ZM107 137L109 136V135H106ZM111 136V135H110ZM114 136V135H113ZM118 136V135H117ZM117 136H116V139H117ZM167 136V135H166ZM166 136H164V137H166ZM169 137H170V135H168ZM202 136V135H201ZM205 136V135H204ZM209 136V135H208ZM211 136H214V135H212L211 134ZM211 136H209L210 137V144L209 145H206V143H205V145H203V148H205L206 150L207 149H213V148H215V149H213V153H215V150H217L216 152L218 153V148L220 147L219 146V144H220V142L222 143V140H225V139H223V137L221 138L222 140L220 141L219 139H216V138H220V134H216V137L214 136V137H212V140H213V142H216L217 143V145H215V144H211ZM66 137H67V135H66ZM101 137V136H100ZM107 137H105L104 136V138H106L107 139ZM115 137V136H114ZM119 137V136H118ZM125 137H127V135L126 136H124L123 138H125ZM171 137H172V135H171ZM170 137V139H172ZM179 137H181V135L179 136ZM184 137V136H183ZM248 137V136H247ZM23 138V137H22ZM40 138V139H39ZM47 138V137H46ZM45 138V139H46ZM61 138H62V135H61ZM65 137H63L62 139H64ZM135 138L137 139V137L135 136ZM138 138H142V137H138ZM167 139H168V137H166ZM185 138V137H184ZM187 138V137H186ZM185 138V139H186ZM194 138V137H193ZM198 139H199V137H197ZM197 138H195V139H191V140H193V141H195ZM48 139V138H47ZM69 139V136L67 137V140ZM90 139H93V136H92V138L90 137ZM94 139H96V138H94ZM102 139V138H101ZM106 139H104V140H106ZM109 139H111V138H109ZM109 139H108V141H109ZM115 139V140H116ZM119 139H120V137H119ZM127 139V138H126ZM129 139V138H128ZM131 139H132V137H131ZM175 139V138H174ZM174 139H172L173 140V143L175 142L174 141ZM207 139V140H208ZM49 140V139H48ZM61 140V139H60ZM67 140L65 141V139L63 140V141H65L66 143H67ZM70 140V139H69ZM97 141V143H100L101 142V140L100 139H96ZM104 140H102L103 142H105ZM111 140H114V139H111ZM144 139H143V141L144 142H146ZM179 140V138H177V141ZM181 141H185V140H183V138L182 139H180ZM179 140V142H181ZM188 141H189V139H187ZM187 140H186V144H185V146H186V148L188 147L190 150H191V148L189 147V146H191V145H189L188 143H190V142H187ZM190 140V141H191ZM200 140V139H199ZM198 140V141H199ZM238 140H241V139H239L238 138ZM243 140V139H242ZM246 142L245 143H247V142H252L251 140H247V138L246 139H244ZM244 140H243V142H244ZM46 141V140H45ZM62 141V140H61ZM116 141H118V140H116ZM115 141V142H116ZM128 141V140H127ZM129 141H130V139H129ZM142 141V143L144 144V142ZM153 141H156L155 143V145H153ZM176 141V142H177ZM42 142H44V141H42ZM69 142V141H68ZM95 142V141H94ZM113 142V141H112ZM118 142H120V141H118ZM117 142V143H118ZM131 142H133V139L131 140ZM134 142H135V139H134ZM133 142V143H134ZM171 142V141H170ZM200 142V141H199ZM224 142H228V141H224ZM223 142V143H224ZM240 142H242V141H240ZM248 143L249 144V146L250 145H252L253 144V142H252V144L251 143ZM7 143H8V141H7ZM17 143V144H18ZM41 143V142H40ZM39 142H38V144H40ZM60 143V142H59ZM58 143V144H59ZM96 143V144H97ZM116 143V144H117ZM140 144L141 143V140H140V143L139 142H135V144ZM182 143V142H181ZM202 141H201V145H202ZM36 144V145H35ZM57 144V145H58ZM70 144H69V147L71 148V146H70ZM88 146H87V145ZM90 144V143H89ZM102 144H104V143H102ZM102 144H100V148L101 149H106V147H104V145H102ZM112 143H111V141H110V144L109 145H111ZM119 144V143H118ZM120 144H121V142H120ZM143 144H141L142 146H143ZM178 144V143H177ZM187 144L189 145V146H187ZM194 144H195V142H194ZM4 145V146H3ZM19 145V144H18ZM23 145H22V147H23ZM76 145V146H77ZM113 145H115V143L113 144ZM121 145H123V144H121ZM125 145H131V148H132V143H129V144H125ZM140 145V147H142ZM144 145H146V143L144 144ZM172 145V144H171ZM174 145H176L175 143H174ZM174 145H172V146H170V148L171 147H173ZM198 145V144H197ZM220 145H223V144H220ZM246 145V144H245ZM38 146V145H37ZM49 146H50V144H49ZM94 146H96V148H97V146L98 145H94ZM105 146H108L107 145V143H106V145ZM112 146V145H111ZM118 146V145H117ZM116 146V147H117ZM120 146V145H119ZM124 146V145H123ZM136 146V145H135ZM134 146V147H135ZM138 147H137V150H138V148H140L139 147V145H137ZM225 146H227L226 144H225ZM8 147V146H7ZM6 147V148H7ZM36 147V148H35ZM61 147H63V145L61 146ZM65 147L67 148L68 146H66V144H65ZM65 147H63V148H65ZM68 147V148H69ZM90 147H93V146H90ZM99 147V146H98ZM108 147H110V146H108ZM113 147V146H112ZM146 147V146H145ZM196 147V146H195ZM6 148H3V149H6ZM55 148V147H54ZM67 148V149H68ZM70 148L68 149V153H70L69 152V150H70ZM119 148V147H118ZM120 148H121V146H120ZM124 148H126V147H124ZM123 148V149H124ZM176 148V147H175ZM178 148V147H177ZM185 147L183 148V149H186ZM198 148H199V146H198ZM198 148H197V150H198ZM223 148L224 147H220V150L222 151L221 152V154H224V152H225V150L223 151ZM57 149H59V148H57ZM57 149H56V151H57ZM66 149V150H67ZM73 149H77V147L76 148H73ZM73 149H71V150H73ZM93 149H94V147H93ZM92 149V150H93ZM98 149V148H97ZM123 149H121V150H123ZM134 149V148H133ZM136 149V148H135ZM144 148H143V150H145ZM172 149H174V148H172ZM188 149V150H189ZM196 149V148H195ZM201 150V152H204V150H202V148H200ZM211 149V150H212ZM62 150L64 151V149H62V148H60V151L62 152ZM95 150V149H94ZM99 150V149H98ZM108 150H109V152L111 153V155H112V158H114L115 160H112L113 162H115L116 161V158L118 157H116L115 155H116V153L115 154H113L114 153V151H113V153L111 152V150L108 148ZM120 150V149H119ZM142 150V151H143ZM154 150V149H153ZM175 150V149H174ZM179 150V149H178ZM187 150V151H188ZM219 150V151H220ZM8 151V150H7ZM51 151V150H50ZM55 151V150H54ZM106 151V150H105ZM124 151H125V149H124ZM210 151V150H209ZM19 152H21V150L19 151ZM67 151H65V153H66ZM72 152V151H71ZM104 152V151H103ZM108 151H107V153H109ZM121 152H123V151H121ZM146 152V151H145ZM191 151H189V153H190ZM207 151H205V153H206ZM212 152V151H211ZM210 152V153H211ZM6 153V152H5ZM10 153V152H9ZM8 153V154H9ZM44 153V152H43ZM63 153V152H62ZM73 153V152H72ZM100 153V152H99ZM106 153V152H105ZM104 153V154H105ZM106 153V154H107ZM120 153V152H119ZM119 153H117V154H119ZM124 153V152H123ZM123 153H121V154H123ZM126 153V152H125ZM142 153V152H141ZM192 153V152H191ZM209 153V152H208ZM217 153H215V155L214 156H216V154ZM44 154H46V153H44ZM52 154V153H51ZM56 154V153H55ZM64 154V153H63ZM67 154V153H66ZM74 154V153H73ZM120 154V155H121ZM220 153H219V156L221 155ZM231 154V153H230ZM234 153L232 152V154L231 155H233ZM6 155H7V153H6ZM36 155V156H35ZM43 155V154H42ZM41 155V156H42ZM65 155V154H64ZM69 155V154H68ZM111 155H109V156H111ZM124 155V154H123ZM142 155V154H141ZM143 155H145L144 154V152H143ZM191 155V154H190ZM202 155V154H201ZM208 156H206V157H208L209 158V155L210 154H207ZM211 155H212V153H211ZM230 155V156H231ZM2 156H4L3 155V153H2ZM9 156V155H8ZM58 156H59V154H58ZM72 156V155H71ZM95 156L97 157L96 159H95ZM106 156V155H105ZM155 156V155H154ZM195 156V155H194ZM219 156H217V158H218V165L219 166H222V168H225V169H227V170H229L230 172H233V173H238V174H242L243 173V170L245 171V169H250V164H249V161H247V160H244V159H242L241 157L239 158V157H234V155L232 156V159H231V161H228L227 159V161L224 159V157L223 158H220L219 159ZM221 156H224V155H221ZM9 157H11V156H9ZM39 157V158H38ZM47 157V156H46ZM63 157H65V156H63ZM68 158H70V155L69 156H67ZM147 157V156H146ZM228 157V156H227ZM2 158V160H6V158L5 157H1ZM57 158V157H56ZM61 158V157H60ZM60 158H57L58 159V161H59V159ZM66 158V157H65ZM100 158H102V159H100ZM110 158V157H109ZM109 158L107 159V160H109ZM119 159H121L120 158V156L118 157ZM153 158V159H152ZM213 158V157H212ZM228 158H231V157H228ZM11 159H12V157H11ZM48 159V158H47ZM93 159H95V161H96V163L93 161ZM160 159H161V157H160ZM169 159H167V160H169ZM195 159H196V157H195ZM210 159V158H209ZM224 159V160H223ZM146 160V159H145ZM163 161H164V159H162ZM177 161H178V159H176ZM175 160V161H176ZM198 160V159H197ZM212 160V159H211ZM10 161V160H9ZM80 161L82 162V165H81V163H80ZM118 161H120V160H118ZM117 161V162H118ZM216 161V160H215ZM24 162H26V161H24ZM54 162V161H53ZM52 162V163H53ZM69 162V161H68ZM89 164V166H88V164ZM111 161H109V163H110ZM113 162H111V163H113ZM123 162H118V163H123ZM151 162H153V161H151ZM165 162V161H164ZM212 162V164H213V162H214V158H213V161H211ZM3 163H5L4 161H3ZM7 163V162H6ZM12 163H13V160H12ZM17 163V162H16ZM26 163H28V161L26 162ZM70 163V162H69ZM110 163V164H111ZM175 163V162H174ZM181 163V164H182ZM9 164L11 165V161L9 162ZM30 164V163H29ZM32 164V163H31ZM55 164V163H54ZM57 164V163H56ZM62 163H60V166L62 167V165H61ZM72 164V163H71ZM73 164V165H74ZM117 163H115V165H116ZM146 164V163H145ZM153 164V163H152ZM153 164V165H154ZM162 164H163V162H162ZM178 164H179V161H178ZM182 164V165H183ZM215 164V163H214ZM8 165V164H7ZM17 165V164H16ZM47 165V164H46ZM59 165V164H58ZM64 165V164H63ZM90 165L92 166V167H94L93 169H91V167H90ZM114 165V166H115ZM216 165V164H215ZM217 165V166H218ZM0 166H1V164H0ZM54 166V165H53ZM65 166L67 167V165L65 164ZM120 166V165H119ZM145 166V165H144ZM8 167H9V165H8ZM8 167H7V170H5L4 169V167H3V169H1L2 168V166H1V168H0V172H1V174H3V176L4 175H7V176H10V178H14L15 177V175L16 174H18V173H16L15 172V174L13 173V170L15 169H12V170H8ZM27 167V166H26ZM29 167H27V168H29ZM138 167H139V169H138ZM154 167V168H155ZM179 167H181V166H179ZM182 167H184V166H182ZM11 168H13V165H12V167ZM34 168V167H33ZM105 168V169H104ZM107 168V169H106ZM114 168H118V164H117V167L115 166ZM113 168V170H115ZM145 168V169H144ZM143 169H141L142 171L144 170L145 172L146 171H148V175H150L149 174V172L151 171L150 169H146V168H148V166L146 167H144ZM170 168V167H169ZM194 168V169H193ZM195 168H197V169H195ZM198 168H199V170L201 169V170H204V177H203V175H201V173L203 172V171H201V172H199V171H194V170H198ZM54 169H56V168H54ZM58 169V168H57ZM184 170H185V168H183ZM215 169V168H214ZM61 170H63V169H61ZM66 170V169H65ZM104 170H105V172H104ZM124 170V169H123ZM181 170V169H180ZM16 171V170H15ZM37 171V172H38ZM58 171H60L59 169H58ZM86 171V172H85ZM87 171L88 172H90L91 174H92V178L90 179L89 177H87L88 175H87ZM101 173H100V172ZM111 171V170H110ZM206 171V172H205ZM217 171V170H216ZM19 172V171H18ZM21 172H22V170H21ZM57 172V171H56ZM60 172H62V173H65L66 171H60ZM75 172V171H74ZM114 172V171H113ZM134 172V173H135ZM139 172V171H138ZM176 172V171H175ZM200 173V175H199V173ZM214 172H215V170H214ZM214 172H212V173H214ZM112 173V172H111ZM115 173V175H116V171L114 172ZM59 174V173H58ZM78 174V173H77ZM91 174H89V175H91ZM113 174V173H112ZM128 174V175H127ZM180 174V176L178 177V175ZM210 174V173H209ZM218 174V173H217ZM18 175H20V174H18ZM18 175H16V176H18ZM54 175H55V173H54ZM68 175H70V173L68 174ZM72 175V174H71ZM70 175V176H71ZM76 175V174H75ZM74 175V176H75ZM79 175V174H78ZM114 175V174H113ZM117 175H119V174H117ZM116 175V176H117ZM199 175V176H198ZM208 175V174H207ZM213 176V174H210V175H208V176ZM219 175V174H218ZM2 176V175H1ZM7 176H5V178H7ZM53 176V177H52ZM63 176V175H62ZM64 176H66V174L64 175ZM95 176V177H94ZM155 176H157V174L155 175ZM207 176V179L209 178ZM215 176V175H214ZM220 176V175H219ZM87 177V178H86ZM91 177V176H90ZM153 178H154V176H152ZM218 177V176H217ZM15 178H17V177H15ZM19 178V177H18ZM62 178V177H61ZM187 178V179H186ZM205 178V179H204ZM212 178V177H211ZM23 179V180H24ZM69 179H70V177H69ZM72 179H70V180H72ZM86 179H90L89 181H87ZM110 179L112 180V182L110 181ZM132 179H134V178H132ZM158 179V180H157ZM217 179V178H216ZM16 180V179H15ZM18 180V179H17ZM52 180H54V182L56 183V184H54V185H57V187H58V189L55 187V190L52 188V184H53V182H52ZM77 180V181H76ZM104 180H107V182L109 181V184L111 183V185L112 186H110L108 183H106ZM114 180H115V178H114ZM119 180H120V177H119ZM135 180V179H134ZM19 181V180H18ZM153 181V180H152ZM184 181V180H183ZM182 181V182H183ZM188 181V182H189ZM21 182V181H20ZM174 183V184H177V183ZM180 182V181H179ZM186 182V181H185ZM188 182H187V184H188ZM190 182H189V186H188V188L189 187H191V185H190ZM23 183V182H22ZM52 183V184H51ZM154 183H156V182H154ZM181 183V182H180ZM184 183V182H183ZM24 184V183H23ZM25 184H27V183H25ZM71 184H72V182H71ZM144 184H145V182H144ZM179 184V183H178ZM186 184V183H185ZM73 185V184H72ZM121 185L123 186V188H125L126 189V192H124V193H126L127 195H125L121 190H124L123 188H121ZM152 185H153V183H152ZM180 185V184H179ZM181 185H182V183H181ZM180 185V186H181ZM25 185H23V187H24ZM74 186V185H73ZM76 186H78V185H76ZM148 186H150V184L148 185ZM18 187V186H17ZM21 187V186H20ZM22 187V188H23ZM26 187V186H25ZM54 187V186H53ZM182 188H183V185L181 186ZM2 188H4V187H1V190H2ZM76 188V187H75ZM78 188V187H77ZM184 188H186V186L184 187ZM33 189V190H34ZM50 189H52V190H54L55 191V200H53V198L52 197H54V196H52L50 199L49 198H47V191L48 190H50ZM82 189H84V190H82ZM51 190V191H52ZM71 190H72V188H71ZM170 190V191H169ZM188 190V189H187ZM35 191V190H34ZM33 191V192H34ZM46 191V192H45ZM178 191V190H177ZM179 191H178V193H179ZM191 191V190H190ZM208 191V190H207ZM39 192V191H38ZM49 192V191H48ZM58 194H57V193ZM35 193V192H34ZM53 193V192H52ZM51 192H50V194H52ZM174 193V192H173ZM175 193H177L176 191H175ZM210 193V192H209ZM38 194V193H37ZM40 194V193H39ZM38 194V195H39ZM73 195V198L71 197ZM168 195V196H167ZM174 195V194H173ZM176 195V194H175ZM174 195V196H175ZM49 197L51 196V195H48ZM59 196H60V198H59ZM184 196V197H183ZM171 196H169V198H170ZM191 197V196H190ZM197 197L199 198V199H197ZM3 198H4V196H3ZM233 198V199H232ZM61 199V200H60ZM194 199V198H193ZM194 199V200H195ZM199 200H202V201H199ZM224 200H225V202H224ZM231 200H230V202L229 203H231ZM191 201V202H190ZM46 202V203H47ZM135 202V203H134ZM45 203V204H46ZM213 203V202H212ZM218 203V202H217ZM216 203V204H217ZM143 204H149V206L148 207H150V205L152 206V209H153V206H155L156 207V209L159 211L158 212V216H159V213L161 212V214H165L166 216L165 217H170V218H172V222H175L177 225H179V227H190V229H192V233H191V241H192V243H195L194 245L196 246H198L197 248H198V250H197V252H198V256H199V260L197 259V260H195V262L194 263H192L193 261H194V258H193V256H191V255H188V252H186V251H188L186 248H189V246L188 247H184L185 245L187 246V244H185V245H183V247L182 246H180L179 245V242L180 241H175L174 239V242H175V244H174V242H172L173 240H172V238H170L168 235L166 236V234L168 233V232H166V234H164L165 232L162 230V229H165L164 227H162V226H160L158 223V227H162L161 228V230L164 232V233H162L161 232V230L157 227V229L154 227L155 225H157V224H155L154 223V221H156L157 219H155V218H157V216L154 214V212L149 208V210L147 209V211L148 212H151V213H146L147 215H145V213H144V215L145 216H143L142 215V213L140 214V212L139 211H141L140 209H141V206L143 205ZM168 204L169 205H171V207H172V209L170 208H168ZM215 204V205H216ZM147 205H146V207H147ZM213 205V204H212ZM218 205H220V204H218ZM47 206H48V204H47ZM45 207H46V205H45ZM44 207V208H45ZM145 207V208H146ZM137 208V209H136ZM140 208V209H139ZM142 208H144V206L142 207ZM155 209V210H156ZM230 209V208H229ZM53 210V209H52ZM143 210V209H142ZM154 210V209H153ZM200 210V212L198 213V211ZM143 211H146V209H144ZM201 211H202V213H201ZM155 213H156V211H155ZM200 214V215H199ZM223 216H222V215ZM152 216V217H151ZM156 216V217H155ZM164 216V215H163ZM224 216H226V217H224ZM228 217V219L230 218L231 220H232V223H230L228 220H225V218H227ZM261 218V219H258V218ZM57 218V217H56ZM79 218V217H78ZM137 218V219H136ZM75 219H77V218H75ZM74 219V220H75ZM153 219H154V221H153ZM159 219V218H158ZM166 219V218H165ZM164 219V220H165ZM179 219H181V220H183V221H179ZM259 221H258V220ZM137 220V221H136ZM167 220V219H166ZM169 220V219H168ZM171 220V219H170ZM5 222L6 224H7V228L5 229V228H3V226H2V224H1V222ZM155 224H152V222ZM258 221V222H257ZM76 222V221H75ZM162 222H163V220H162ZM165 222V221H164ZM164 222H163V224H164ZM167 222V221H166ZM169 222H171V221H169ZM168 222V224H171V223H169ZM147 224L146 226H148L149 225V229L151 230V231H153V228H155V231L153 232V233H151L152 235H147V234H145V230H144V232H143V230L142 231H140V229H141V226L139 225V224ZM160 223H161V218H160ZM175 223L173 224V225H175ZM261 223V222H260ZM75 224V223H74ZM163 224H161V225H163ZM207 225V227H208V229H210L211 231L212 230H217L220 226V228H228L227 229V231H229L230 233L228 234V235H230V236H222V234H219V236L216 234V233H214V234H216L218 237H217V248H211V247H205V246H203L201 243H198L197 242V239H199V234H201V233H199V229H198V227L200 226L201 227V225ZM4 225V224H3ZM65 225V224H64ZM166 225V224H165ZM172 225V224H171ZM205 225V226H206ZM144 225H142V227H143ZM164 226V225H163ZM250 226V225H249ZM251 226V227H252ZM98 227H100L101 228V231H98L99 230V228ZM119 227H121V228H123V227H127V228H130L132 231V233L130 234V235H120V233H118V228ZM167 227H169V226H167ZM176 227V226H175ZM181 227V229L183 230V228ZM253 227V228H254ZM262 227V228H261ZM98 228V229H97ZM121 228H120V230L119 231H121ZM126 228V229H127ZM152 228V229H151ZM172 228V227H171ZM170 228V229H171ZM186 229V230H189V229ZM206 228V227H205ZM204 228V229H205ZM219 228V229H220ZM222 228V231L224 230ZM4 229V230H3ZM125 229V228H124ZM125 229V230H126ZM143 229V228H142ZM179 229V228H178ZM129 230V229H128ZM127 230V231H128ZM147 230V229H146ZM166 230V229H165ZM175 230V229H174ZM177 230V229H176ZM207 230V229H206ZM210 230H208V231H210ZM221 230V229H220ZM226 230V229H225ZM130 231V230H129ZM148 231V230H147ZM169 231H171V230H169ZM218 231V230H217ZM149 232V231H148ZM175 232V231H174ZM173 232V233H174ZM181 232H183V231H181ZM180 232V233H181ZM185 232V231H184ZM183 232V233H184ZM190 232V231H189ZM220 232V231H219ZM128 233V232H127ZM161 233V234H160ZM170 233V232H169ZM168 233V234H169ZM176 233V232H175ZM179 233V234H180ZM186 233V232H185ZM185 233L184 234H180L181 235V241H182V243H183V237L185 236ZM221 233V232H220ZM4 234V235H5ZM77 234V235H76ZM177 234V235H176ZM175 235H176V237H175V239L176 238H178L179 240H180V237L178 236V231H177V233H176ZM187 234H189L188 232H187ZM186 234V235H187ZM9 235V236H8ZM89 235L90 236H92V240L94 241V246L92 247V243L90 244L91 246H86L87 245V243L86 242H82L83 244H80L79 243V239L78 238H80V239H82V240H87L88 242H90L91 240V237L89 238ZM173 235V234H172ZM170 236H171V233H170ZM174 236V235H173ZM183 236V237H182ZM262 236V235H261ZM172 237V236H171ZM187 237V236H186ZM257 237V236H256ZM165 238H166V240L167 239H169L170 238V240H172L171 242H170V240H168V241H166L165 240ZM174 238V237H173ZM245 238V237H244ZM246 238H247V236H246ZM258 238H261L262 239V237H258ZM186 239H188V238H186ZM252 239H254V237L252 238ZM251 239V240H252ZM256 239V238H255ZM254 239V240H255ZM177 240V239H176ZM184 240H185V237H184ZM232 240V241H231ZM243 240V239H242ZM258 240H260V239H258ZM264 240V239H263ZM176 242L178 243V244H176ZM189 242H190V240H189ZM255 242H256V240H255ZM258 242V241H257ZM84 243H86L85 245H84ZM167 245V244H170V245H172V246H170V247H168V246H166V247H162V245ZM181 243V242H180ZM185 243H187V241H185ZM245 243V242H244ZM173 244H174V246H173ZM230 245V244H229ZM251 244H249V246H250ZM261 245V244H260ZM263 246V245H262ZM241 247V248H240ZM251 247H256V246H252L251 245ZM260 247V246H259ZM182 248H185L184 250H185V252H184V250H182ZM196 248V249H197ZM254 248H252L253 249V251H254ZM258 248V247H257ZM190 249V248H189ZM234 249V250H233ZM252 249H251V251H252ZM180 250H182V251H180ZM191 250V249H190ZM242 250V252H243V249H241ZM107 251V252H106ZM225 251V252H224ZM250 251V250H249ZM114 252V254L115 253H117L118 254V256H119V259L117 258V257H114V259L115 258H117L116 260H113V258H112V253ZM257 252V251H256ZM192 253H193V251H192ZM243 253H245V252H243ZM254 253V252H253ZM113 254V255H114ZM195 254V253H194ZM251 254V253H250ZM249 254V255H250ZM255 254H257V253H255ZM193 255V254H192ZM249 255L248 256H246V258L245 259H247V257H249ZM195 256V255H194ZM198 256H196V257H198ZM228 256V257H229ZM258 256V255H257ZM204 257V258H205ZM207 258V257H206ZM191 259H193V260H191ZM196 259V258H195ZM250 259H251V257H250ZM250 259H249V261H250ZM253 259V258H252ZM251 259V260H252ZM248 260V259H247ZM247 260H243V262L242 263H245V264H248L246 261ZM231 261H233L232 259H230L229 260V264H230V262ZM245 261V262H244ZM253 261V260H252ZM255 261H257V262H261V261H259V260H256V257H255ZM254 262V261H253ZM250 263V262H249ZM255 263V262H254ZM254 263H252V264H254ZM262 263H264L263 261H262ZM257 264V263H256ZM260 264V263H259Z\"/></svg>","mask_w":264,"mask_h":264}]
</instances>
